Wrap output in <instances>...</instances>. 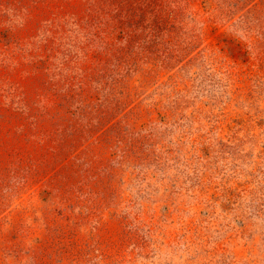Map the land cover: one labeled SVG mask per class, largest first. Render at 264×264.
<instances>
[{
	"label": "rangeland",
	"instance_id": "rangeland-1",
	"mask_svg": "<svg viewBox=\"0 0 264 264\" xmlns=\"http://www.w3.org/2000/svg\"><path fill=\"white\" fill-rule=\"evenodd\" d=\"M0 264H264V0H0Z\"/></svg>",
	"mask_w": 264,
	"mask_h": 264
}]
</instances>
